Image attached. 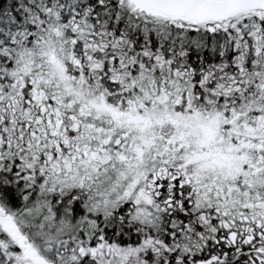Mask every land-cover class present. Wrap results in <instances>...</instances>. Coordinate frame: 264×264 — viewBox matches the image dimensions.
I'll list each match as a JSON object with an SVG mask.
<instances>
[{"label": "snow or ice", "instance_id": "1", "mask_svg": "<svg viewBox=\"0 0 264 264\" xmlns=\"http://www.w3.org/2000/svg\"><path fill=\"white\" fill-rule=\"evenodd\" d=\"M0 264H264V0H0Z\"/></svg>", "mask_w": 264, "mask_h": 264}]
</instances>
